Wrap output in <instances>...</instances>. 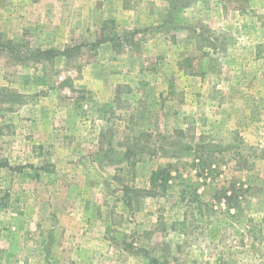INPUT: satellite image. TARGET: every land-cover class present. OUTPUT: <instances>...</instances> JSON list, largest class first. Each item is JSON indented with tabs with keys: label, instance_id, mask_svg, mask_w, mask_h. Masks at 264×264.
I'll list each match as a JSON object with an SVG mask.
<instances>
[{
	"label": "rangeland",
	"instance_id": "obj_1",
	"mask_svg": "<svg viewBox=\"0 0 264 264\" xmlns=\"http://www.w3.org/2000/svg\"><path fill=\"white\" fill-rule=\"evenodd\" d=\"M0 264H264V0H0Z\"/></svg>",
	"mask_w": 264,
	"mask_h": 264
},
{
	"label": "trees",
	"instance_id": "obj_2",
	"mask_svg": "<svg viewBox=\"0 0 264 264\" xmlns=\"http://www.w3.org/2000/svg\"><path fill=\"white\" fill-rule=\"evenodd\" d=\"M6 43H11V42H6ZM3 47V49L5 50H10L11 53H16V50L14 48H10V44L9 45H5V44H1ZM71 48H67L66 51H56V50H41V49H36V50H32L28 53H30V57L35 59V60H41V59H45V60H48V61H51L54 59V57H57V56H66V57H70L71 56ZM166 170L163 169V168H160L156 171H153L152 172V175H151V182H152V186L153 188L157 189L159 188L160 186H162V190L163 191H166L167 190V183L169 181V176H170V173H165ZM151 189L149 192L151 194H155V192L157 191H153Z\"/></svg>",
	"mask_w": 264,
	"mask_h": 264
}]
</instances>
